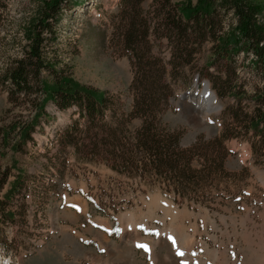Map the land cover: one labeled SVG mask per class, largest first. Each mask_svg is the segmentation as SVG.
Masks as SVG:
<instances>
[{
  "label": "rangeland",
  "instance_id": "obj_1",
  "mask_svg": "<svg viewBox=\"0 0 264 264\" xmlns=\"http://www.w3.org/2000/svg\"><path fill=\"white\" fill-rule=\"evenodd\" d=\"M121 1L67 0L54 26V42H46L47 60L81 86L105 94L110 122V117L128 119L131 113L132 57L152 72L162 105L157 118L180 132L183 148L198 154L231 123L237 140L225 143L230 155L212 182L200 193L181 197L155 178L128 177L62 148L57 141L77 119L74 108L61 112L49 103L48 122L40 119L32 142L13 151L18 129L34 115L30 101L38 96L11 102L1 87L0 174L6 182L0 193V264H264V145L243 124L245 115L255 114L251 98L263 86L251 59L236 55L231 71L221 69L219 61L210 66L212 44L204 42L193 48L191 58L175 64L173 44L163 28L153 25L163 23L185 0ZM253 1L260 5L257 18L264 25V0ZM36 2L9 0L0 45L8 48L25 20L34 19ZM123 7L138 24H150L138 48L125 44L131 21ZM201 82L208 84L217 109L200 110ZM235 91L242 96L239 105L230 95ZM139 126L137 118L128 122V136ZM11 188L15 194L6 198Z\"/></svg>",
  "mask_w": 264,
  "mask_h": 264
},
{
  "label": "trees",
  "instance_id": "obj_2",
  "mask_svg": "<svg viewBox=\"0 0 264 264\" xmlns=\"http://www.w3.org/2000/svg\"><path fill=\"white\" fill-rule=\"evenodd\" d=\"M66 1L37 0L34 19L25 20L8 48L0 45V56L4 57L0 88L7 90L9 101H17L20 96L26 99L38 96L37 100L30 101L35 109L33 117L18 129V142L11 149L18 152L19 148L32 142L31 134L39 126L40 119L46 123L50 119L45 113L49 103L61 112L74 108L77 119L57 141L62 148L70 147L77 158L105 163L112 171L128 177L155 178L168 188L172 187L181 197L190 191L200 193V189L220 173L224 158L230 155L225 143L237 140L232 132V123L223 128L218 139L212 141L214 145L198 154L190 148H183L180 132L170 131L157 118L162 105L157 100L160 89L153 81L152 72H146L140 61L136 62L132 57L135 79L130 87L134 97L131 113L128 119L110 117V122L106 120L110 104L105 94L81 86L56 70L58 65L45 56L46 42L55 40L54 26ZM121 2L125 4L126 0ZM8 7L9 0H0V35L8 19ZM172 9L171 16L153 27L156 30L163 28L165 36L173 44V63L191 58L193 52L196 53L193 48H199L204 42L212 44L210 66L219 61L221 69L231 71L236 55L251 59L250 66L254 67L263 86L254 91L251 98L256 105L255 114L251 117L245 115L243 124L246 133L252 131L264 145V25L257 18L260 5L253 0H185ZM126 11L124 8L123 12ZM124 16H129L131 21L124 33L125 44L129 48H138L141 46L139 40L142 38L143 42L150 31V24H138L137 16H131L130 12ZM228 18L232 21L230 24ZM10 52L13 55H9ZM230 95L238 105L241 103L239 92ZM136 118L140 120V126L131 138L126 124ZM229 118L233 123L236 121L234 115ZM8 134L2 133L3 142ZM216 145L222 148V154ZM4 176L0 174V193L6 182ZM17 182L21 183L19 179ZM15 191L11 188L5 194L6 198L13 197ZM1 215L8 220L3 212Z\"/></svg>",
  "mask_w": 264,
  "mask_h": 264
},
{
  "label": "bare ground",
  "instance_id": "obj_3",
  "mask_svg": "<svg viewBox=\"0 0 264 264\" xmlns=\"http://www.w3.org/2000/svg\"><path fill=\"white\" fill-rule=\"evenodd\" d=\"M202 89H203L202 92H201L202 94L200 95V97L198 99L199 100L198 104H199L200 110H202V106H205L206 108H209V109H212V110L213 109H217V103H216L215 96L213 95V93H211L208 84L204 83ZM129 221H131V220H129ZM183 254L184 253H182V256H183ZM187 257H188V255L184 254L183 258H187Z\"/></svg>",
  "mask_w": 264,
  "mask_h": 264
},
{
  "label": "water",
  "instance_id": "obj_4",
  "mask_svg": "<svg viewBox=\"0 0 264 264\" xmlns=\"http://www.w3.org/2000/svg\"><path fill=\"white\" fill-rule=\"evenodd\" d=\"M194 83H195V84L197 83V78L195 79ZM204 83H206V82H202L201 85H203ZM206 84H207V83H206ZM195 87H196V86H195ZM180 99H182V98H180ZM177 106H178V105H177Z\"/></svg>",
  "mask_w": 264,
  "mask_h": 264
},
{
  "label": "snow or ice",
  "instance_id": "obj_5",
  "mask_svg": "<svg viewBox=\"0 0 264 264\" xmlns=\"http://www.w3.org/2000/svg\"><path fill=\"white\" fill-rule=\"evenodd\" d=\"M141 247H143V246H141Z\"/></svg>",
  "mask_w": 264,
  "mask_h": 264
}]
</instances>
